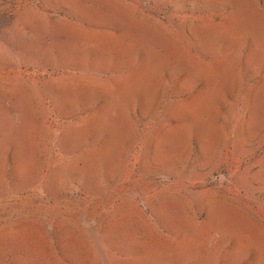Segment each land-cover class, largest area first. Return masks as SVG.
Segmentation results:
<instances>
[{
    "label": "rangeland",
    "instance_id": "374dc122",
    "mask_svg": "<svg viewBox=\"0 0 264 264\" xmlns=\"http://www.w3.org/2000/svg\"><path fill=\"white\" fill-rule=\"evenodd\" d=\"M0 264H264V0H0Z\"/></svg>",
    "mask_w": 264,
    "mask_h": 264
}]
</instances>
